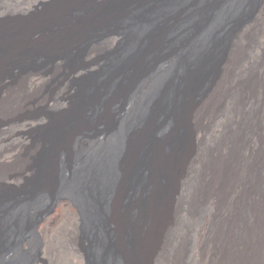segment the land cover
Returning <instances> with one entry per match:
<instances>
[{
	"label": "bare ground",
	"instance_id": "obj_1",
	"mask_svg": "<svg viewBox=\"0 0 264 264\" xmlns=\"http://www.w3.org/2000/svg\"><path fill=\"white\" fill-rule=\"evenodd\" d=\"M83 75L93 79L77 85ZM128 120L121 157L76 198L71 152L117 142ZM10 183L32 191L0 199L1 233L48 204L5 260L36 243L33 264H88L86 245L100 264H264V0H0V187Z\"/></svg>",
	"mask_w": 264,
	"mask_h": 264
},
{
	"label": "rangeland",
	"instance_id": "obj_2",
	"mask_svg": "<svg viewBox=\"0 0 264 264\" xmlns=\"http://www.w3.org/2000/svg\"><path fill=\"white\" fill-rule=\"evenodd\" d=\"M254 0H246L247 4L252 3ZM117 23L114 22H108L102 29H110V28H116ZM186 30H188V27H184ZM104 29V30H105ZM104 55V56H103ZM110 56L111 54L108 53H99L97 54L98 58H104L107 56ZM80 62V56L78 52H74L72 54H69L65 58V64L68 66H72L74 64H77ZM74 63V64H73ZM93 79V76L89 75H83L80 77H77L76 84L77 85H84L87 82L91 81ZM156 89L153 90L151 93L147 95V97L142 102V109L147 108L149 106L150 101L152 100L153 96L155 95ZM123 95H121L122 97ZM120 97V98H121ZM49 110V111H47ZM46 113L52 111L48 108L44 110ZM32 113H35L37 111H31ZM132 120H128L123 133H121V136L118 135V128H116V134L118 135V141L113 142H106L101 145H87L85 142H82L79 146L73 149L71 152V161L74 164V166L77 168V173L74 175L72 182L73 187L71 188L70 192H72L76 198L80 199V195L77 192L76 188L79 186H88L89 182L93 180L94 174L102 167L105 163H108L109 161L113 162L117 158L121 157L122 153V145H120V140L124 138V135H128V133L132 130L133 122ZM114 122V118L107 119V121L104 122L106 126H112V128H115L116 125L112 124ZM107 123V124H106ZM91 124V125H90ZM95 122L87 123L88 130H93L95 127ZM90 126V127H89ZM127 126V128H126ZM91 128V129H90ZM96 128V127H95ZM41 132V131H39ZM124 134V135H123ZM123 135V137H122ZM126 135V136H127ZM140 160L135 168L136 172L133 173L131 178L128 181V187L126 192V198L131 197L133 191L135 188H139L138 186L140 184ZM1 170H5L4 168H1ZM139 172V173H138ZM7 188L0 187V199L8 196V195H14L16 196V199L21 197L23 194H27L30 191H32V185H18V184H7ZM138 186V187H137ZM60 190V186L52 189L51 193L55 194ZM79 196V197H78ZM48 202L40 200L37 205L34 207V209H31L25 214H20L17 217H15L12 221L8 222L5 226V229L0 232V264H33L37 258L39 257L40 251L39 247L36 245V243H21L20 249L10 258H7V260L2 258V254L4 251L11 248V245L15 243V241L19 240L20 236L23 234V232L29 227L35 219L41 214V212L46 208ZM88 225L83 227L82 230V237H88ZM22 245V246H21ZM105 252L107 256L110 255L109 248L107 245V239L104 238L103 245ZM107 249V250H106ZM86 251L88 255V264H100V259L96 254V250L93 245L88 246L86 245Z\"/></svg>",
	"mask_w": 264,
	"mask_h": 264
}]
</instances>
